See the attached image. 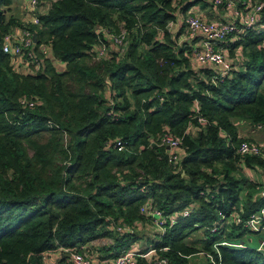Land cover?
<instances>
[{"label":"trees","instance_id":"1","mask_svg":"<svg viewBox=\"0 0 264 264\" xmlns=\"http://www.w3.org/2000/svg\"><path fill=\"white\" fill-rule=\"evenodd\" d=\"M206 3L213 6L52 1L27 26L48 46L33 74L17 71L2 51L4 35L22 23L8 14L11 0H0V264H44V252L83 253L105 238L112 243L93 250L116 256L139 240L137 222L150 224L145 203L164 215L191 209L155 243L173 264H190L201 250L221 264H264L255 248L213 249L224 237L241 238V224L209 231L217 210L245 219L264 205L260 184L241 173L264 161L236 153L234 123L264 125V8L259 25L221 44L231 59L239 48V61L217 79L214 67L194 66L192 41H179L189 10ZM121 34V44L110 36ZM21 97L40 102L24 108ZM165 132L180 138L175 162L161 143Z\"/></svg>","mask_w":264,"mask_h":264},{"label":"built area","instance_id":"2","mask_svg":"<svg viewBox=\"0 0 264 264\" xmlns=\"http://www.w3.org/2000/svg\"><path fill=\"white\" fill-rule=\"evenodd\" d=\"M44 0H27L24 8L29 13V19L22 23V26H15L8 31L3 37L2 51L12 58L14 67L19 72L37 73L43 63L41 55H48V46L45 43L37 45L33 38L34 32L27 27L29 24L38 25L39 13L37 12L38 5ZM214 6L221 5L225 10L226 18L208 19L198 11L189 12L184 18V38L180 41H192L190 49V58L195 67L211 66L217 71V79L224 77L233 67L234 58L227 56L225 49L221 47L228 37L241 35L246 29H253L259 25L261 11L264 8V0H209ZM117 43L121 44L123 34L110 35ZM37 52L40 55H37ZM103 49L99 50L98 55L103 54ZM236 61H239V56L236 55ZM40 100L36 97L19 98V103L24 108L33 109L37 106ZM197 109V108H196ZM200 122H205L199 118ZM254 128L264 130V125L257 124ZM161 143L166 146L169 153V161L175 162L179 159L182 151L180 149V138L174 137L165 132L161 138ZM119 141L116 145H120ZM236 153L241 157L256 156L264 161V140L256 141L243 139L237 146ZM264 169V165L262 166ZM202 193V192H201ZM259 195L264 197V186L259 190ZM190 207L183 208L180 212H175L170 215H164L159 209L153 207L149 203H145L140 208V212L149 217L152 224L158 229L159 235L165 234L166 230L178 222L179 219L187 217L190 214ZM233 224H241L242 229L247 234L264 233V205L258 210L250 213L248 217L243 219L237 210L225 213L217 210V218L209 231L211 234L217 233L224 226ZM117 230L132 233L130 227L123 225L116 226ZM112 243V242H110ZM227 246L235 248L247 247L240 238L224 237L220 241L213 243V249L218 253V246ZM263 240L257 250H263ZM92 249V248H91ZM167 249V247L158 249L150 248L145 252H136L129 249L121 250L116 256H112V264H138L139 257L149 258L150 264H173L167 257L157 255L158 251ZM60 253L68 252L64 249H59ZM86 253L69 251V256L72 264H90L87 252L90 249L86 248ZM196 254L204 256L211 264H221L218 260L214 261L209 251L201 250Z\"/></svg>","mask_w":264,"mask_h":264},{"label":"crops","instance_id":"3","mask_svg":"<svg viewBox=\"0 0 264 264\" xmlns=\"http://www.w3.org/2000/svg\"><path fill=\"white\" fill-rule=\"evenodd\" d=\"M51 1L55 0H44L41 1L38 5L37 12L39 14L45 13L48 10V6ZM27 0H11V5L8 7V14L12 17H15L18 19L20 23H24L29 19V13L26 8H24V5H26ZM201 12L205 18L208 19H219V18H226V13L225 10L221 9L220 7H214L206 3V5L203 4H197L194 5L189 12ZM181 25L180 21H177V23H172L169 25V29L172 32H177ZM183 30V28H182ZM184 31L181 32L179 36V41H181L184 38ZM240 52V49L237 48V51L235 55H238ZM234 123L237 127L238 130V135L239 137L243 139H250V140H256V141H261L264 140V130H258L254 128L253 125L248 123L247 121L243 120H238L235 119ZM243 175L247 177V179L252 180L254 182H257L260 184V188L264 186V169L263 167L257 168V167H246L243 166ZM150 221V227H148V223H143V222H137L136 227L137 231L140 234L139 240L135 241L131 246L130 249L136 252H145L149 250L152 247H156L155 243L156 241L160 240L159 239V232L158 229L152 224L151 220ZM152 226V227H151ZM198 232L200 230L195 231L192 233L193 237H196L198 235ZM255 234H263L264 233H255ZM247 234L246 236H248ZM192 236L188 237L190 241L194 243L195 238H192ZM242 236L240 239L246 237ZM263 238L260 240L259 244L255 249H258L262 242ZM252 241V238H249V242ZM108 243V242H107ZM247 247L253 248L250 245L245 244ZM94 249V247L92 248ZM90 249V251L92 250ZM260 251L264 252V247L263 250L261 249ZM160 252V251H158ZM87 255L89 259L91 260L90 264H112L113 258L110 255L109 252L106 251H98V250H93L91 252H87ZM197 256V259H199V264H205L207 262V259L198 254H194ZM191 257V256H190ZM190 257L188 258L190 260ZM42 260L44 264H72L69 253L68 252H62L60 253L59 250H54V251H47L44 252L42 255ZM190 262V261H189ZM138 264H150L149 258H142L139 257ZM191 264V262H190Z\"/></svg>","mask_w":264,"mask_h":264},{"label":"rangeland","instance_id":"4","mask_svg":"<svg viewBox=\"0 0 264 264\" xmlns=\"http://www.w3.org/2000/svg\"><path fill=\"white\" fill-rule=\"evenodd\" d=\"M51 2H52V1H51ZM235 57H236V55L234 54V57H233L234 60H235ZM241 173H243V170H241ZM147 225H148V227H150L149 224H147ZM151 227H152V226H151ZM198 234H199V235H202V230H200V232H198ZM249 238H252V241H251V242H249ZM262 238H263V234H252V233H250L248 236L242 238L241 241H242L243 243L247 244V245H250V246L253 247V248H256L257 245L259 244V242H260V240H261ZM107 242L110 243L111 240H109V239H107V238H105V239H99V240L93 242V243L90 244V245H93L94 248L97 247V246H99V248H100L102 245L107 244ZM83 253H86V251H83ZM189 261L191 262V264H199V263H200V262H199V259H197V256H195V255H192V256L190 257V260H189ZM205 263H206V262H205Z\"/></svg>","mask_w":264,"mask_h":264},{"label":"water","instance_id":"5","mask_svg":"<svg viewBox=\"0 0 264 264\" xmlns=\"http://www.w3.org/2000/svg\"><path fill=\"white\" fill-rule=\"evenodd\" d=\"M33 38H34V40L36 41V34H35V33L33 34Z\"/></svg>","mask_w":264,"mask_h":264}]
</instances>
